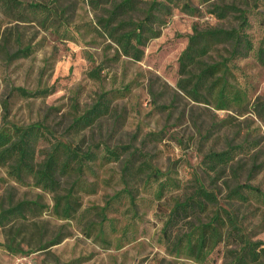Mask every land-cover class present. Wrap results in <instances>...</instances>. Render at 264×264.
I'll list each match as a JSON object with an SVG mask.
<instances>
[{
	"label": "rangeland",
	"instance_id": "374dc122",
	"mask_svg": "<svg viewBox=\"0 0 264 264\" xmlns=\"http://www.w3.org/2000/svg\"><path fill=\"white\" fill-rule=\"evenodd\" d=\"M54 2L61 19L52 25L30 15L20 20L0 6V127L43 123L59 139L110 148L128 146L122 160L97 165L95 173L82 176L84 187L75 217L55 210V192L30 177L17 179L0 164V210L20 201H32L33 213L0 226V264H224L227 248L220 244L204 262L173 252L161 231L175 201L203 186L217 197L205 213L185 222H207L218 206L230 210L254 241L264 242V204L231 201L229 189L248 184L264 193V65L255 51L231 60L230 81L246 91L245 99L218 109L207 96L191 95L181 85L186 76L178 60L194 26L236 27L237 13L218 19L208 10L211 3L177 0L158 37L145 46L141 60L124 55L100 24L109 5L98 7L89 0H22ZM149 0H143L134 20L143 18ZM187 2L197 11L184 10ZM249 11L248 33L255 49L264 41V0H213ZM230 48L216 46L203 60L230 57ZM195 72V71H194ZM29 92H46L24 96ZM189 89V88H188ZM112 97L110 110L87 128L71 125L101 95ZM235 148V157L215 171L205 169L209 152ZM135 151L137 165L148 161L179 183L157 199L142 181L130 178L133 199L123 192V166ZM74 177H63L65 194ZM122 192L121 199H113ZM106 209L105 217L101 210ZM43 206V207H41ZM180 229L188 230L189 224Z\"/></svg>",
	"mask_w": 264,
	"mask_h": 264
},
{
	"label": "trees",
	"instance_id": "16d2710c",
	"mask_svg": "<svg viewBox=\"0 0 264 264\" xmlns=\"http://www.w3.org/2000/svg\"><path fill=\"white\" fill-rule=\"evenodd\" d=\"M91 5L98 7L101 3L109 5L106 17H102L100 24L121 52L135 60H141L147 43L160 35L161 27L166 24L177 0H149L143 10V18L134 20L130 16L141 11L143 0H89ZM213 0H201L211 3L208 10L218 19H224L237 13L239 25L224 28L206 26L193 27L188 36V43L182 51L178 64L179 72L186 76L187 84L181 85L196 98L209 96L218 109H227L234 103L242 102L246 91L230 81L233 76L232 59H239L255 51L257 60L264 65V41L255 49L253 40L248 33L250 27L249 11L241 10L234 5L219 4ZM1 9L17 19L26 20L30 15L41 18L43 25H52L61 19L54 2H24L22 0H0ZM184 10L191 14L197 11L185 2ZM218 45L230 48V57L221 61L207 63L203 60ZM195 71V72H194ZM189 88V89H188ZM24 96H38L46 92H29L18 88ZM200 99V98H198ZM112 97L108 94L93 104L71 127L80 131L96 122L110 110ZM235 148L205 155L204 165L208 171H215L216 167L226 166L234 160ZM128 153V146L110 148L109 146L94 144L85 150L80 144L65 142L57 138L48 126L43 123H33L26 126L15 124L0 127V164L6 166L17 179L30 177L38 185L55 192V210L65 218L75 217L80 207L77 192L83 189L82 176L95 173L97 165L122 160ZM123 179L126 184L123 192L132 198L133 189L129 179L138 175L143 176V184L150 188L157 199L166 193L179 188L176 179L159 171L148 161L137 165L136 152L132 151L123 166ZM76 177L65 194H60L63 177ZM122 192H118L113 199H121ZM231 201L250 202L260 201L264 204V193L259 188L243 184L229 189L227 195ZM133 199V198H132ZM112 203L101 210L105 217V210ZM210 203H217V197L203 186H197L195 192L184 200L175 201L172 209L164 220L161 238L173 252L185 254L198 262L204 263L209 255L224 243L235 248H227L224 258L229 261L224 264H264V242L250 239L238 223L236 216L225 208L218 206L209 221L198 224L185 222L198 213H205ZM36 204L32 201H20L0 210V226H6L13 220L25 218L33 213ZM43 207V206H41ZM189 224L188 230L181 233L180 229ZM0 246L5 244L0 243Z\"/></svg>",
	"mask_w": 264,
	"mask_h": 264
}]
</instances>
